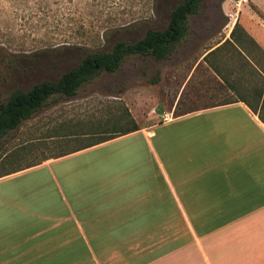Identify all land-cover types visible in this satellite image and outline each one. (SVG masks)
<instances>
[{
	"label": "crops",
	"instance_id": "obj_1",
	"mask_svg": "<svg viewBox=\"0 0 264 264\" xmlns=\"http://www.w3.org/2000/svg\"><path fill=\"white\" fill-rule=\"evenodd\" d=\"M209 40L161 122L0 174V264H264V19Z\"/></svg>",
	"mask_w": 264,
	"mask_h": 264
},
{
	"label": "rangeland",
	"instance_id": "obj_2",
	"mask_svg": "<svg viewBox=\"0 0 264 264\" xmlns=\"http://www.w3.org/2000/svg\"><path fill=\"white\" fill-rule=\"evenodd\" d=\"M236 1L202 0L200 12L189 15V33L173 56L157 60L152 55H127L116 72L102 71L77 95H52L45 107L0 140V174L75 150L96 135L123 131L135 122H161L164 110L173 109L180 86L176 78L183 77L171 70L182 71L204 51L221 18H241L251 11L264 19V0L244 1L240 7ZM183 2L0 0L1 100L44 80L58 81L90 52L112 51L119 41L134 44L149 29L165 30L171 10ZM83 40L93 41L86 47L63 48L66 43ZM27 58L38 60L31 64ZM186 99L193 100V94L182 98L178 112L193 107ZM132 142L131 138L110 147L111 159H116L120 145Z\"/></svg>",
	"mask_w": 264,
	"mask_h": 264
},
{
	"label": "trees",
	"instance_id": "obj_3",
	"mask_svg": "<svg viewBox=\"0 0 264 264\" xmlns=\"http://www.w3.org/2000/svg\"><path fill=\"white\" fill-rule=\"evenodd\" d=\"M202 0H184L170 12V22L165 30L149 29L144 38L134 44L125 41L117 42L112 51L105 53H88L77 65L64 72L58 81L44 80L35 84L28 91L18 89L14 91L9 100H1L0 93V140L11 130L20 126L25 119L31 118L35 113L48 104V99L57 93L67 97L77 95L78 90L86 83L98 76L102 71L110 73L116 72L127 55L139 53L143 55H152L157 60L169 58L176 50L178 44L189 33L188 18L190 14L200 12ZM240 27L236 25V29ZM93 40H83L69 42L64 44L63 48H76L79 46H88ZM19 56V55H18ZM36 58H27V63H34ZM14 63L15 59H10ZM140 126L135 122L131 127L123 131H115L96 135L93 141L85 143L73 151L84 149L111 139L120 135L139 130ZM88 135L89 133H82ZM68 137H75L72 134ZM1 150V144H0ZM68 151L63 154H68Z\"/></svg>",
	"mask_w": 264,
	"mask_h": 264
},
{
	"label": "built area",
	"instance_id": "obj_4",
	"mask_svg": "<svg viewBox=\"0 0 264 264\" xmlns=\"http://www.w3.org/2000/svg\"><path fill=\"white\" fill-rule=\"evenodd\" d=\"M244 1H248V0H237L236 4L240 7ZM166 118H168V117H165V119Z\"/></svg>",
	"mask_w": 264,
	"mask_h": 264
}]
</instances>
